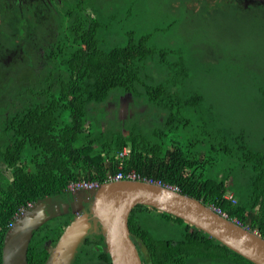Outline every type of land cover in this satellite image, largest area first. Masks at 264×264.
Here are the masks:
<instances>
[{"label": "trees", "instance_id": "16d2710c", "mask_svg": "<svg viewBox=\"0 0 264 264\" xmlns=\"http://www.w3.org/2000/svg\"><path fill=\"white\" fill-rule=\"evenodd\" d=\"M191 1L170 3L188 10ZM15 4L0 11V57L21 37L26 45L35 35L39 40L22 62L13 57L0 64V264L5 235L30 202L62 195L73 181L104 183L121 162L264 236V150L254 146L247 124L224 121L207 92L194 88L199 71L187 44L155 51L149 33L136 30L117 42L109 22L119 13L108 15L111 4L99 0H40L37 9L29 1L21 9ZM211 4L201 0L197 9ZM224 7L243 9L229 1ZM205 62L211 71L213 62ZM128 93L140 110L127 117L109 111V102ZM254 101L264 113V103ZM125 147L130 153L121 157ZM229 192L235 203L225 197ZM51 219L30 241L29 264L45 263L47 242L56 244L72 215ZM129 227L143 243L137 246L144 264H256L152 206L133 208ZM72 264H112L103 234L83 240Z\"/></svg>", "mask_w": 264, "mask_h": 264}, {"label": "rangeland", "instance_id": "374dc122", "mask_svg": "<svg viewBox=\"0 0 264 264\" xmlns=\"http://www.w3.org/2000/svg\"><path fill=\"white\" fill-rule=\"evenodd\" d=\"M99 1L108 4L107 0ZM228 1L210 0L212 4L202 12L197 9L201 0L189 3L193 11L183 10L179 3L172 5L170 0L118 3L104 11L108 15L119 13L109 22L119 43L126 42L128 30H136L149 33L148 45L155 51L187 44L188 51L196 54L193 66L199 71L193 87L201 86L207 92L209 104L221 111L224 121L247 124L254 133V146L264 150V113L254 106L256 96L264 103V9L243 8L238 12L224 7ZM218 2L222 6L213 5ZM208 60L214 65L211 71L205 64ZM176 230L180 233L179 228ZM47 246L53 247L50 242Z\"/></svg>", "mask_w": 264, "mask_h": 264}, {"label": "water", "instance_id": "95a60500", "mask_svg": "<svg viewBox=\"0 0 264 264\" xmlns=\"http://www.w3.org/2000/svg\"><path fill=\"white\" fill-rule=\"evenodd\" d=\"M132 100L131 93L124 95L120 107L125 110ZM86 202H91L90 213L75 216L65 226L44 264H72L92 227L91 218L101 225L112 264H144L129 227L130 213L139 204L180 217L248 260L264 264V236L173 187L141 180L108 181L89 190ZM45 205L36 202L12 222L4 238L3 264H29L34 232L54 216Z\"/></svg>", "mask_w": 264, "mask_h": 264}, {"label": "flooded vegetation", "instance_id": "af4514ba", "mask_svg": "<svg viewBox=\"0 0 264 264\" xmlns=\"http://www.w3.org/2000/svg\"><path fill=\"white\" fill-rule=\"evenodd\" d=\"M28 1L31 3L30 8L32 9L34 8L37 9L38 4L40 3V0H0V11L2 10L4 11V9L7 6L11 7L13 5V2L16 3L15 7H17V5H20L19 9H21L23 5ZM231 2L236 3L238 7L245 8V9H250L252 7H258L262 9L264 8V0H232ZM45 20H48V18H42L40 22L43 23L45 22ZM21 28H22V24L19 23L18 30L20 31ZM0 33H2L1 30H0ZM38 40H39V37L35 35L34 37H32V39L29 42H27V45H26L25 41L23 40V37H21L19 39L17 47L13 51L4 53L3 55L5 57H0V64L5 65V66L8 65V62L11 61L13 57L16 58L17 60L19 59L22 62L24 55H26L25 51L27 50V52L31 53V50L34 49V45H31V44L34 42H38ZM24 43H25V46L23 45ZM107 107L109 111L113 112L119 117H124V115L125 116L133 115L137 110L141 109L134 102L132 103L129 102L126 109L124 110L123 107H120V101L118 103L109 102ZM88 192L89 190H85V189H81L76 192H72L67 189L64 194L58 195V196L57 195L47 196L43 198L42 200H39V203L41 201L46 204L45 208L48 210V213L50 212L52 213V215H54L53 218L57 216H63L66 214H70L72 215V219H71L72 221L75 218V216H78L83 213H90L91 202H86V197L88 195ZM74 208H76V211L74 210ZM50 220L52 219L47 220L45 223L49 222ZM91 221H92V227L89 229L88 234L85 236L83 240H85L88 236L93 235V234H96V235L102 234L100 223L95 222L93 218H91ZM95 225H97L98 227ZM134 239H136L135 242L137 245H141L140 247L143 246V243H141L139 239H137L136 237H134ZM48 243L49 242H47V244Z\"/></svg>", "mask_w": 264, "mask_h": 264}, {"label": "built area", "instance_id": "2783aa9c", "mask_svg": "<svg viewBox=\"0 0 264 264\" xmlns=\"http://www.w3.org/2000/svg\"><path fill=\"white\" fill-rule=\"evenodd\" d=\"M130 153V149L125 147L122 151L119 152V155L121 157H125L128 156ZM124 179H130V180H141V181H147V182H153V183H157V184H162L164 186H170L167 184L162 183L160 180H153L151 178H147V177H142L137 171L135 170H130V171H126L123 168V162H121L120 165V170L113 176H110L105 182L108 181H116V180H124ZM102 183H99L98 181H89L86 179H82V180H78V181H73L68 185V190L72 191V192H76L78 190L81 189H85V190H95L97 189ZM173 187V186H170ZM176 190H179L178 187H173ZM226 198L232 200L234 203L236 202L235 196L233 192H229L225 195ZM33 203H29L28 207H32ZM214 209L216 211H218L220 214L228 217V215L225 212H222V210L220 208L214 207ZM25 209H22L21 213L24 212ZM20 214H18L16 216V218L19 216ZM235 221L239 224L242 225V223L240 222V220L235 218ZM12 224V223H11Z\"/></svg>", "mask_w": 264, "mask_h": 264}, {"label": "crops", "instance_id": "0c3cea01", "mask_svg": "<svg viewBox=\"0 0 264 264\" xmlns=\"http://www.w3.org/2000/svg\"><path fill=\"white\" fill-rule=\"evenodd\" d=\"M107 1H108V5L111 4V7H113V5H112L111 2H113V3H117V4H118V3H123L124 0H116V1H109V0H107ZM103 4H105V3H103ZM127 148H128V147H127Z\"/></svg>", "mask_w": 264, "mask_h": 264}]
</instances>
